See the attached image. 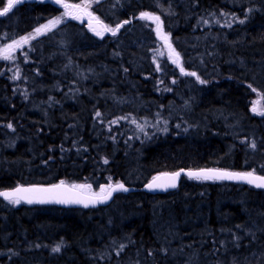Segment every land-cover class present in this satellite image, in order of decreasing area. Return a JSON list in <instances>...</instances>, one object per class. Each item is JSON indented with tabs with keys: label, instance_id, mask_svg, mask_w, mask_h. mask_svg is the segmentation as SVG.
Wrapping results in <instances>:
<instances>
[{
	"label": "trees",
	"instance_id": "obj_1",
	"mask_svg": "<svg viewBox=\"0 0 264 264\" xmlns=\"http://www.w3.org/2000/svg\"><path fill=\"white\" fill-rule=\"evenodd\" d=\"M235 1L101 0L92 10L115 34L65 20L0 61V189L95 194L181 168L264 175V110L252 111L255 90L264 104V14ZM61 6L22 0L0 15V44ZM141 13L159 17L183 72ZM11 202L0 198V264H264V189L248 184L182 176L173 191L91 209Z\"/></svg>",
	"mask_w": 264,
	"mask_h": 264
},
{
	"label": "water",
	"instance_id": "obj_2",
	"mask_svg": "<svg viewBox=\"0 0 264 264\" xmlns=\"http://www.w3.org/2000/svg\"><path fill=\"white\" fill-rule=\"evenodd\" d=\"M53 2L57 4H62V5L64 4L63 0H59V2H57V0H53ZM17 3H20V2H16L14 4H17ZM151 15L155 17V15L153 14ZM139 17L142 18L141 15H139ZM78 18L80 19L81 22L85 23L87 28L93 29L95 32L106 31L105 30L106 26L101 24L97 19L94 18V16H91L90 18H86L85 15L79 14ZM156 35L158 39L164 41L167 50L171 54H174L173 51H171V46H170L168 37L160 35V23L157 27ZM207 169H219V170L227 171L231 173H249V172H240V171L226 170V169H220V168H211V167L195 168V169L181 168L176 171L162 172V173H159L153 176V177L159 178L156 181V183L167 185L171 182L170 174L180 172L179 177H177L175 180V184H176L175 187L169 186V187L149 188L147 187V185L153 182V177H152L149 181L145 182L141 186L126 185L123 182L114 183L111 185V187L107 189L106 192L102 194H88L82 191V189L80 188H75L73 186L63 184V183L49 184V185L47 184L45 185H42V184L18 185L12 188L0 189V193H5V192L13 193L14 190L17 188L30 189V191H27V192L16 193L13 199H15L16 197H19L20 202L26 203V204L54 205V206H66L68 208L91 209V208L108 206L109 204H111V202L113 201L114 197L117 194H128V193L135 192L138 190L144 191L150 194H162V193L173 191L174 189L177 188L182 176H186L188 178H195V177L189 176L188 173L198 172L200 170H207ZM253 175L256 177L263 176V175L254 174V173ZM216 180L237 182V183L248 184V185L257 187L256 183H249L248 180H244V179H216ZM257 183H259V181H257ZM117 184H123L124 188L127 189V191L119 190V189L113 190ZM257 188L264 189V187H257ZM109 191H111V196H109L107 199H103L105 196L108 195ZM0 198L6 199L3 195H0ZM29 200H31L32 202L29 203L28 202Z\"/></svg>",
	"mask_w": 264,
	"mask_h": 264
},
{
	"label": "rangeland",
	"instance_id": "obj_3",
	"mask_svg": "<svg viewBox=\"0 0 264 264\" xmlns=\"http://www.w3.org/2000/svg\"><path fill=\"white\" fill-rule=\"evenodd\" d=\"M100 1L101 0H81V1H79L77 3L64 1L65 4L61 6V11L57 15L47 19L46 21H44L42 23H40L35 28H33L32 30L28 31L27 33H25V34H23L21 36L4 40L0 44V61H9V60H11L13 58H16L17 54L19 52H21L22 49L25 46L29 45L30 42H32L35 39L39 38L41 35L50 32L51 30L56 28L60 23H62L65 20H73V21L81 22L80 19L78 18L79 14L85 15L86 18H90L91 16H94L95 19H97L101 24L105 25L107 28H115V27L110 26L109 24H106L101 18L98 17L97 14H95V12H93V10H92L93 6L95 4H97V3H99ZM242 1L243 0H239V1L236 0L235 1V6L240 7ZM245 1H252L253 2L252 5H248L249 8L251 9L252 13H255V14L263 13L264 14V9H263L264 8V0H262V1H259V0H245ZM8 3H9V0L7 1V4H6L5 7H7ZM15 5L16 4H14L13 6H15ZM65 5H68L69 7H65ZM74 6H79V7H74ZM260 7H261V9H260ZM4 8H1L0 12H2V10ZM56 18H60V23L56 24L54 27L53 26H48L49 25V21L55 20ZM147 21H148V23H150L152 25V30L153 31H155L157 29V27H158V25L160 23V33L162 35L167 36L168 38H170L169 34L164 32L163 26H162L160 20L157 21L155 19L148 18ZM44 26H48V27H44ZM37 29H39L40 31L37 32L36 31ZM90 31L97 35V32H95L93 29H90ZM101 33H102V35H98L99 37H102V36L110 33V31H103ZM21 38H27V42L26 43L23 42L21 40ZM14 41L19 42V47H16L15 45H13ZM8 45H13L11 50H7V46ZM172 50H173L174 53H177V49L175 47H173ZM165 51H166L165 54L168 57L169 61L173 64L172 67H177L178 66V67L181 68L180 60L174 54H171L167 50V48H166ZM180 68H177V69H180ZM256 75H260L259 72H257ZM254 79L257 80L258 78H254ZM260 79H259V81H260ZM255 92H256L255 93L256 96H255V98L253 100L252 111L255 108V111H253V112L256 113V114H259L260 112H262L264 110V104L260 100V93L258 91H256V90H255ZM160 128H163V125L160 123V121L152 122V130H153V132L159 131ZM139 130L142 131V132L144 131V126H143L142 123H139ZM190 179H192L194 181H204V180H206V179H196V178H190ZM207 180L212 181L213 179H207ZM114 183H117V182H110V183H108L106 185H102L101 192L95 193V194H102V193L106 192L107 189ZM81 189L84 190L85 188H81ZM84 191L87 192L86 189ZM91 194H94V193H91ZM13 200H12V202L10 204L11 205H16L17 203H14ZM183 264H190V262L187 261L186 263H183Z\"/></svg>",
	"mask_w": 264,
	"mask_h": 264
},
{
	"label": "snow or ice",
	"instance_id": "obj_4",
	"mask_svg": "<svg viewBox=\"0 0 264 264\" xmlns=\"http://www.w3.org/2000/svg\"><path fill=\"white\" fill-rule=\"evenodd\" d=\"M16 2H22V0H9L8 6L5 7L2 12H0V15L6 14L14 5V3ZM57 2H59V0H57ZM65 7H69L68 5H65ZM74 7H79V6H74ZM142 18L146 17V18H150V19H155L157 21H159V17L158 16H152L149 13H141L140 14ZM60 23V18H56L55 20L49 21V25L48 26H55L56 24ZM124 23H128V21H124ZM48 26H44V27H48ZM121 27L120 24L116 25V28H105L106 31H110L113 34L116 33V31ZM37 32H39L40 30L37 29ZM97 35H102L101 32H97ZM21 40L23 42H27V38H21ZM13 45H15L16 47H19V42L14 41ZM13 45H8L7 46V50H11ZM177 56H179V54L177 53ZM7 58V57H6ZM181 71L183 72V68H181ZM189 75L192 76H196V73H188ZM197 79H199V77H197ZM201 83H206L205 81H201ZM255 90V89H253ZM253 111H255V108L253 109ZM97 115H99V113H97ZM9 127H11V125H9ZM252 147H255V143L252 144ZM107 162V161H105ZM168 175V174H166ZM180 172H176V173H172L170 174L171 176V182L167 185H162V184H158L156 183V181L159 179L158 177H153V182L150 183L149 185H147V187L149 188H156V187H175V180L177 177H179ZM189 176L195 177L196 179H244V180H248L249 183H256L257 187H264V176H259L256 177L253 175V173H231V172H227V171H222L219 169H207V170H200L198 172H189L188 173ZM257 181H259V183H257ZM63 183V182H61ZM55 187V186H54ZM111 187V186H110ZM125 190L127 191V189L124 188L123 184H117L115 186V188L113 190ZM30 191V189H20L17 188L14 190L13 193H0V195H3L6 199H10L13 200V197L15 196L16 193H20V192H27ZM109 196H111V191H109L108 195L105 196L103 199H107ZM14 203H19L20 202V198L16 197L13 200ZM29 203H31L32 201L29 200ZM53 251H59V245L53 249Z\"/></svg>",
	"mask_w": 264,
	"mask_h": 264
},
{
	"label": "bare ground",
	"instance_id": "obj_5",
	"mask_svg": "<svg viewBox=\"0 0 264 264\" xmlns=\"http://www.w3.org/2000/svg\"><path fill=\"white\" fill-rule=\"evenodd\" d=\"M260 4V3H259ZM261 6V5H260ZM256 9V8H255ZM260 9H261V7H260ZM264 9V8H263ZM262 9V10H263ZM256 11V10H255ZM264 17V16H263ZM264 22V21H263ZM263 64V63H262ZM232 66V65H231ZM230 67V66H229ZM205 71V70H204ZM245 72V71H244ZM258 72V71H257ZM243 73V72H242ZM251 75V74H250ZM255 76V75H254ZM259 77V76H258ZM182 85V84H181ZM229 86V85H228ZM184 87V86H183ZM208 89V88H207ZM186 90V89H185ZM194 90H197V89H194ZM193 90V91H194ZM245 90V89H244ZM220 91V90H219ZM224 91V90H223ZM222 91V92H223ZM245 92H246V90H245ZM197 94V93H196ZM194 95V94H193ZM245 97V96H244ZM159 101V100H158ZM178 101V100H177ZM183 101V100H182ZM181 101V102H182ZM198 101V100H197ZM197 103V102H196ZM156 104V103H155ZM189 104V103H188ZM207 104V103H206ZM199 106V105H198ZM151 114V113H150ZM196 118V117H195ZM180 119V118H179ZM177 128V127H176ZM170 129V128H169ZM164 137V136H163ZM165 138V137H164ZM157 139V138H156ZM166 139V138H165ZM146 143V142H145ZM133 146V145H132ZM151 146V145H150ZM129 160V159H128ZM250 164V163H249ZM262 167V166H261ZM264 170V169H263ZM137 175V174H136ZM137 178V177H136ZM249 193V192H248ZM251 193V192H250ZM252 197V196H251ZM245 198V197H244ZM230 199V198H229ZM254 200V199H253ZM182 205V204H181ZM160 207V206H159ZM160 210V209H159ZM193 213H194V211H193ZM167 214V213H166ZM161 215V214H160ZM163 215V214H162ZM184 221H186V220H184ZM196 221V220H195ZM160 223V222H159ZM179 223V222H178ZM183 224V223H182ZM167 226V225H166ZM189 226H191V225H189ZM181 227V226H180ZM167 229V228H166ZM170 230V229H169ZM246 230V229H245ZM234 233V232H233ZM248 233V232H247ZM253 233V232H252ZM238 234V233H237ZM245 234V233H244ZM172 235V234H171ZM175 236V235H174ZM156 237V236H155ZM182 237V236H181ZM241 239V238H240ZM169 240V239H168ZM228 240V239H227ZM229 241V240H228ZM236 245V244H235ZM248 245V244H247ZM178 246V245H177ZM175 247V246H174ZM250 247H252V246H250ZM247 248V247H246ZM180 249V248H179ZM170 251V250H169ZM176 251V250H175ZM188 253V252H187ZM160 255V254H159ZM165 256V255H164ZM188 257V256H187ZM178 260V259H177Z\"/></svg>",
	"mask_w": 264,
	"mask_h": 264
}]
</instances>
